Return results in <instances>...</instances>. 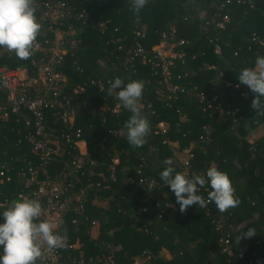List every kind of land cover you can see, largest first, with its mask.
<instances>
[{
  "label": "trees",
  "instance_id": "16d2710c",
  "mask_svg": "<svg viewBox=\"0 0 264 264\" xmlns=\"http://www.w3.org/2000/svg\"><path fill=\"white\" fill-rule=\"evenodd\" d=\"M42 1L33 0L37 18V4ZM62 1L75 17L67 20L72 31L66 36L67 51L57 70L65 78V92L86 83L80 102L95 111L73 112L74 130L80 131L86 146L83 169L72 171L71 160L77 153L70 150L51 160L47 174L55 178L69 171L74 190L105 178L99 188L86 191L80 214L69 209L63 216L61 227L67 241L61 249L62 261L264 264V112L251 109L254 94L236 80L241 68L253 66L254 58L264 55V0H148L139 12L132 10V0ZM81 11L85 16L77 19ZM223 15L227 19L218 28L216 22ZM137 30L143 38L135 36ZM36 37L41 47L32 49L26 60L0 48V67L23 70L40 82L37 69L50 56L52 33L43 23ZM162 40L174 43L183 53L169 67L170 82L178 87L170 97L160 82L158 68L130 61L124 52L138 42L151 56L152 47ZM215 44L221 48L219 54L214 52ZM115 76L144 81L138 107L149 121L150 132L141 147L127 143L123 121L130 113L120 105L115 92L106 93L109 84L105 79ZM91 80H101L102 85L91 84ZM37 87L41 89L40 84ZM199 92L208 99L216 95L221 112L203 111ZM3 99L0 91V103ZM102 104L119 106V112L97 110ZM54 111L44 109V123L48 132L60 135L63 127ZM27 120L31 119L25 111L9 113L7 119L0 117V169L4 165L10 176L0 184V197L15 198L22 189L20 169L37 163ZM158 122L163 123L164 132L156 131ZM259 127L261 133L251 140ZM183 150L188 151L186 165L176 155ZM166 157L172 158L176 171L185 170L189 176L202 174L209 166L225 171L239 204L225 212L213 203L205 208L194 204L180 211L158 175ZM113 158L118 162L110 171ZM138 170L155 181L152 188L138 184ZM208 190L207 185L200 189L204 196ZM249 228L254 234L245 238L242 234ZM225 237L229 253L220 243Z\"/></svg>",
  "mask_w": 264,
  "mask_h": 264
},
{
  "label": "built area",
  "instance_id": "2783aa9c",
  "mask_svg": "<svg viewBox=\"0 0 264 264\" xmlns=\"http://www.w3.org/2000/svg\"><path fill=\"white\" fill-rule=\"evenodd\" d=\"M229 0H226L228 3ZM35 4V3H34ZM223 6V5H221ZM40 13L37 21L40 24H45L46 28L52 33L51 53L48 60L41 64L38 69L37 78L29 77L23 70H14L8 67H0V91L4 93V99L0 103V117L7 119L9 113L27 112L31 120H27L26 124L31 126L32 132L28 136L31 143V151L37 156V163L35 165L28 164L24 169H20L19 174L22 179V189L16 194L13 199H18L21 196L31 199H37L42 206V214L38 219H49L52 222L59 221L62 223L65 213L72 209L75 214H80L82 211L81 200L86 191L101 186V182L105 181L101 177V181L87 182L83 187L74 190V184L71 180V173L69 171H62L59 176L51 178L47 174V166L54 158H61L66 152L73 150L77 153V157L71 160L72 171L77 172L83 169L86 162L84 156L86 155V146L84 140L81 138L80 131L74 130V116L75 109L88 110L84 103L80 102L81 93L85 90L86 83L77 85L71 93L65 92V78L58 72L57 67L62 56L66 53V43L68 40L66 36L72 31V26L67 20L75 17L71 8L65 1L62 0H44L37 4ZM84 11L77 14V19H83ZM227 19L226 15L216 22L218 28L223 27V21ZM85 21V19H84ZM67 25L66 29L63 26ZM135 36L143 38V33L140 30L135 31ZM120 38H117L119 41ZM181 43V42H180ZM73 44V42H71ZM41 47V42L38 38L34 41V50ZM221 48L218 44L214 45V52L219 54ZM127 59L130 61L139 60L142 64L151 63L158 68L160 82L167 92V96L175 94L178 90L177 85H172L170 82L171 72L169 67L176 59L183 57L182 51L175 47V44L162 40L154 45L151 49V56L144 50L140 43L135 42L132 46L125 49ZM156 73V72H154ZM222 73H219L221 76ZM111 78H106L105 83L109 84ZM91 84L102 85V81H90ZM38 84L41 89L38 90ZM237 88V85H234ZM199 103H202V110L215 109L221 112L220 101L217 96L207 98L205 93L199 92L197 94ZM119 106L111 107L102 104L97 107V110H106L111 114L119 112ZM150 107V105H148ZM46 108H52L59 123L63 129L60 135H54L48 132V126L44 123L43 111ZM95 109L90 112L93 113ZM156 131H165L162 122L157 123ZM185 151L183 165L187 163L188 151ZM183 151V152H184ZM118 162L117 158L111 160L109 166L110 171ZM89 165H93V161H89ZM8 169L1 166L0 169V184L4 181H9L10 176L7 174ZM188 175V173L184 170ZM138 174V184L144 185L147 189L154 186L152 179H146L140 170ZM109 179L114 180L113 173L109 174ZM7 196L0 197V207L9 206L13 200ZM194 205V204H193ZM220 243L222 250L229 253L230 246L228 238H221ZM62 248H56L52 251L47 250L46 245H41V257L36 261V264H72L64 263L62 261Z\"/></svg>",
  "mask_w": 264,
  "mask_h": 264
},
{
  "label": "clouds",
  "instance_id": "9594fccd",
  "mask_svg": "<svg viewBox=\"0 0 264 264\" xmlns=\"http://www.w3.org/2000/svg\"><path fill=\"white\" fill-rule=\"evenodd\" d=\"M147 2L132 0V10L139 12ZM40 29L33 0H0V48L26 60L32 55ZM236 80L254 94L251 109L264 112V55L256 56L253 66L241 68ZM143 89V80L125 81L119 76L113 77L106 89L108 95L115 92L120 105L130 113L123 121V128L127 143L136 148L145 144L150 132L149 121L138 107ZM163 164L165 167L159 172V178L174 195L180 211L193 204L205 208L213 203L218 211L225 212L239 204L225 171L209 166L202 174L189 176L184 171H176L171 157H166ZM205 185L209 189L206 196L200 191ZM41 214L40 201L23 196L13 199L7 208L0 210V264H36L42 254V244L48 251L66 246L67 236L61 223L38 219ZM253 234L254 230L249 228L242 235L246 238ZM240 238L241 233L236 239Z\"/></svg>",
  "mask_w": 264,
  "mask_h": 264
},
{
  "label": "rangeland",
  "instance_id": "374dc122",
  "mask_svg": "<svg viewBox=\"0 0 264 264\" xmlns=\"http://www.w3.org/2000/svg\"><path fill=\"white\" fill-rule=\"evenodd\" d=\"M261 127H259L256 131H254L251 135V140L253 137H257L260 133H261ZM184 151V150H183ZM176 152V155H178L180 161H184V158H186L185 156V151L184 152Z\"/></svg>",
  "mask_w": 264,
  "mask_h": 264
},
{
  "label": "crops",
  "instance_id": "0c3cea01",
  "mask_svg": "<svg viewBox=\"0 0 264 264\" xmlns=\"http://www.w3.org/2000/svg\"><path fill=\"white\" fill-rule=\"evenodd\" d=\"M77 246H78V244L76 243V244L74 245V247H77ZM137 262H138V260H136L134 264H136Z\"/></svg>",
  "mask_w": 264,
  "mask_h": 264
}]
</instances>
